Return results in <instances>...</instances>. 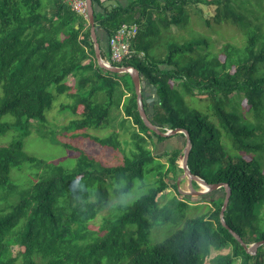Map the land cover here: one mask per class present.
<instances>
[{"label":"trees","instance_id":"trees-1","mask_svg":"<svg viewBox=\"0 0 264 264\" xmlns=\"http://www.w3.org/2000/svg\"><path fill=\"white\" fill-rule=\"evenodd\" d=\"M106 1L113 0H93L96 27L108 39L122 24L138 26L132 56L123 64L137 68L156 90L152 118L142 95L146 113L162 132L188 131L191 173L209 184H228L227 225L248 246L264 241V0ZM198 3L215 6L212 21L239 28L244 43H226L214 53L196 37L167 41L165 55H154L160 27L187 24L184 7L194 4L202 14ZM101 55L109 60L108 51ZM60 95L70 99L60 109L71 111L69 125L79 130L109 127L114 110L121 109L135 128L130 154L113 166L81 154L72 169L28 154L24 139L32 121L46 123ZM12 128L17 138L0 146V191L10 186L17 199L0 210V264L17 261L5 254L12 243L21 247L23 264H38L36 257L44 264H103L104 258L111 264H264V244L250 254L221 223L225 194L210 197L207 212L186 217L191 201L177 183L181 150L158 155L149 147L154 137L161 142L170 136L145 125L128 73L100 67L88 20L65 0H0V135ZM90 138L121 148L115 131ZM26 163L45 174L19 188L10 182L11 171ZM137 182L144 192L131 204H118L117 214L103 221L102 235L90 239L89 222L108 203L110 187L128 193ZM169 188L174 194L161 204ZM178 221L182 225L172 234L149 243L155 224ZM225 249L210 257L212 250Z\"/></svg>","mask_w":264,"mask_h":264},{"label":"rangeland","instance_id":"rangeland-1","mask_svg":"<svg viewBox=\"0 0 264 264\" xmlns=\"http://www.w3.org/2000/svg\"><path fill=\"white\" fill-rule=\"evenodd\" d=\"M130 0H117L113 2H106L105 5L120 4L125 5ZM198 6L202 10V14L194 4H189L185 9V16H187V24L182 26H176L172 24L170 28L161 29V40L157 41L158 45L153 48V54L156 56H163L166 53L165 44L167 41L184 42L189 39L201 38L208 42V49L214 53L220 51L222 46L226 43H233L241 45L245 41L244 33L232 24L216 25L212 21L215 6L205 5L198 3ZM157 21L158 16L154 15ZM210 21L208 26L205 20ZM204 47V45H203ZM143 79L145 80L144 76ZM70 80V79H69ZM146 81V80H145ZM143 99L149 103V116L152 118L153 106L157 100L156 90L153 86L146 82L142 89ZM239 97V95H236ZM70 99L65 95H60L53 103L51 110L46 112L48 121L46 123H40L38 121H32L30 134L24 139V150L50 164L61 165L65 168L72 169L81 154H86L92 157L96 162L103 166H113L122 162L125 155L130 154L133 149L131 142V132L135 129L129 119H125L124 113L121 109L114 110L112 125L109 127L101 128H89L79 130L70 127V122L75 116L70 110H61L60 105L63 102H68ZM4 121H12V116L5 115ZM117 132L121 141L120 149H113L109 147L101 146L94 142L90 136H97L100 138L111 135L112 132ZM45 134V136H42ZM18 131L15 128L10 129L4 134L0 135V146L9 144L12 140L17 138ZM155 144L149 145L150 148L158 155H163L166 151H172L175 149L181 150L177 163L181 167L183 152H184V139L180 134H174L167 137L165 140L158 142L154 137ZM161 161H166V157L162 156ZM45 171L42 169H36L31 167L28 163L24 164L21 168H14L11 171L12 184H16L19 188L26 187L31 183L40 179ZM183 174V173H182ZM180 175L179 188L185 191L186 197L191 201L190 207L186 211V217H194L199 214L205 213L210 209V197L217 198L223 197L225 192L223 189L216 188L211 189L203 195H194L190 187L189 179L186 176ZM173 182V181H172ZM139 183L132 188L128 193L116 194L113 191V187H110L108 193V203L105 206L100 207L97 210L95 218L92 219L89 224L91 227L90 239L97 235H102L100 227L103 221L107 218H111L117 214L118 204H131L144 190L138 187ZM205 186L199 184V187L195 190H205ZM10 186L4 191H0V210H3L17 199V196L10 194ZM174 194V189L169 188L163 192L160 196V203H164ZM91 201L96 199L92 197ZM182 225V221L178 222H166L155 224L150 232L149 243L153 244L163 240L170 234H172L177 228ZM130 228V227H129ZM21 247L19 244L12 243L10 248L6 250V255H12L17 257L15 264H23V260L20 256ZM225 250H212L211 256L218 253H226ZM35 262L38 264H44V261L40 257L35 258ZM103 264H111L110 259L104 258ZM206 264H209L208 260ZM235 264H240V260H237Z\"/></svg>","mask_w":264,"mask_h":264},{"label":"water","instance_id":"water-1","mask_svg":"<svg viewBox=\"0 0 264 264\" xmlns=\"http://www.w3.org/2000/svg\"><path fill=\"white\" fill-rule=\"evenodd\" d=\"M86 3H87V8H88V22H89L90 30H91V38L94 42L95 54H96L97 62L100 65V67L103 68L105 71H109L111 73H119V74L128 73L130 75L132 82L134 84L135 92H136L137 99H138V109H139L140 115H141L146 126H148L151 130L156 132L158 135H162V136H171V135H174L177 133H182L181 136L184 139V152H183V159H182V165H181V167L183 169L182 176L188 177L190 187L192 189V193L194 195H203V194L207 193L208 191H210L211 189H216L219 187H225V189H226L225 199H224L223 205H222L221 210H220V221L224 227L229 229V231L243 245V247L245 248V250L248 253L254 254L256 252L258 246L261 244H264V241L261 240V241H258L256 243H253V244L248 246L242 240L240 235H238L235 231H233L227 225V223L225 221L224 214H225V210L227 208V204H228V201H229V198L231 195V190H230L228 184H226V183L209 184L204 179H202V178L191 173L189 166H188L189 153H190V149H191V140H190V135H189L188 131L185 129L176 128V129L167 130L166 132H162L159 129V127L155 123H153L151 118L146 113V110H145V108L143 106V102H142V95H143L142 89L144 88V86L146 84V81L143 79V75L134 66H115V65L108 63L107 60L102 57L101 46H100L99 36H98V28L96 27V24H95L94 2H93V0H86ZM179 180H180V178L177 179L178 185H179ZM193 181H196L198 184L204 185L206 187L205 190H201V191L195 190L193 188V185H192ZM180 192L184 193L185 191L180 190Z\"/></svg>","mask_w":264,"mask_h":264},{"label":"built area","instance_id":"built-area-1","mask_svg":"<svg viewBox=\"0 0 264 264\" xmlns=\"http://www.w3.org/2000/svg\"><path fill=\"white\" fill-rule=\"evenodd\" d=\"M78 14L88 20L86 0H65ZM138 34L135 23L122 24L108 39V63L115 66H128L123 62L132 56L131 46ZM130 69V68H129Z\"/></svg>","mask_w":264,"mask_h":264},{"label":"crops","instance_id":"crops-1","mask_svg":"<svg viewBox=\"0 0 264 264\" xmlns=\"http://www.w3.org/2000/svg\"><path fill=\"white\" fill-rule=\"evenodd\" d=\"M113 1H117V0H113ZM98 36H99V42H100L101 49L108 51V37L106 36V33L103 30H98Z\"/></svg>","mask_w":264,"mask_h":264}]
</instances>
